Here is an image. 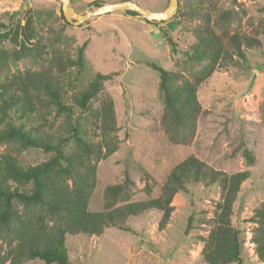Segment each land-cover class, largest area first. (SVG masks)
<instances>
[{
	"label": "trees",
	"instance_id": "obj_1",
	"mask_svg": "<svg viewBox=\"0 0 264 264\" xmlns=\"http://www.w3.org/2000/svg\"><path fill=\"white\" fill-rule=\"evenodd\" d=\"M204 4V0L189 3L196 9ZM92 5L101 7L104 3L95 0ZM125 13L141 16L133 10ZM200 15L205 24L196 28L197 39L185 51L187 60L202 63L199 69L187 77L148 62L160 77L164 100L161 126L176 144L193 140L197 121L206 113L199 100L200 86L218 69L240 67L247 59V50L263 45L260 35L264 34V18L245 31L241 16L232 9L218 13L213 24L203 9ZM41 20L40 12L23 25L21 19L16 26L0 19V264H24L36 259L45 264H70L67 235L100 236L109 227L131 231L130 218L153 209L162 213L159 228L163 230L172 219L175 195L189 193L196 184L220 191L215 216L204 218L211 224L208 234L201 236L204 261L240 263L243 241L232 215L241 186L251 176L249 169L227 173L190 155L171 169L157 196H152L155 181L149 179L143 187L147 197L134 199L136 182L126 172L121 181L105 187L101 207H91L99 162L119 149L113 99H103L98 107L93 100L104 82L118 73L97 72L84 88L68 95L67 87L77 79L70 69L84 68L86 43L78 48L75 58L58 48L49 51L39 31L40 22L37 24ZM164 35L176 52L174 40L168 32ZM13 37L18 39L19 48L8 50L3 42ZM31 40L32 49L41 54L37 67L13 71L10 63L20 58V51L28 48ZM57 118L61 120L55 128ZM28 149H41L50 156L37 164H24L17 154ZM244 156L249 165L254 163L249 149ZM193 220L191 216L188 229ZM250 220L254 251L264 264V201Z\"/></svg>",
	"mask_w": 264,
	"mask_h": 264
},
{
	"label": "rangeland",
	"instance_id": "obj_2",
	"mask_svg": "<svg viewBox=\"0 0 264 264\" xmlns=\"http://www.w3.org/2000/svg\"><path fill=\"white\" fill-rule=\"evenodd\" d=\"M94 1L71 0V5L85 14L98 8L92 5ZM100 1L105 5L123 0ZM132 1L157 12L169 4V0ZM191 2L179 0L177 12L165 22H149L142 16L116 10L74 23L62 16L61 0H0V19L14 26L21 19L23 25L40 12L42 20L37 24L40 22L39 31L47 49L58 48L74 58L86 43L84 68L70 69L77 79L67 87L68 95L84 88L97 72L118 73L104 82L93 100L98 107L103 99H113L119 149L99 162L92 208L101 207L105 187L121 181L126 172L136 182L134 199L147 197L143 187L149 179L155 181L152 196H157L171 169L190 155L227 173L249 169L251 176L241 186L232 215L233 225L241 230L242 261L231 264H262L251 241L250 218L264 201V34L260 35L263 45L247 50V59L240 67L218 69L200 86L199 100L206 113L199 117L195 136L188 144L173 143L161 126L164 100L159 90L160 77L148 62L190 77L191 71L202 66L185 55L197 39L196 28L205 24L201 9L211 16L212 24L218 13L232 9L242 18L241 28L250 31L264 18V0H204L200 9L190 6ZM164 32L176 43V52ZM17 41L15 37L6 39L3 45L8 50L18 49ZM32 45L33 41H28L29 47L20 51L15 63H10L13 71L37 67L41 54ZM60 120L56 119L55 128ZM245 149L255 157L251 165L244 156ZM17 155L24 164H37L50 156L41 149ZM219 200L218 188L196 184L189 193L175 195L172 219L163 230L159 228L162 213L153 209L130 218L131 231L109 227L100 236L67 235L70 264H207L201 255V236L208 234L211 224L204 218L215 216ZM191 216L194 220L188 229ZM24 264L45 262L36 259Z\"/></svg>",
	"mask_w": 264,
	"mask_h": 264
},
{
	"label": "water",
	"instance_id": "obj_3",
	"mask_svg": "<svg viewBox=\"0 0 264 264\" xmlns=\"http://www.w3.org/2000/svg\"><path fill=\"white\" fill-rule=\"evenodd\" d=\"M62 2V12L64 17L67 21L79 23L88 19L91 15H100L110 11H126V10H133L140 14L142 17L152 21H166L172 18L178 10L179 0H169V4L164 11L157 12L151 11L139 3L132 1V0H123L119 2L105 4L101 7H98L93 12H87L85 14H80L79 12L75 11L73 6L71 5V0H61Z\"/></svg>",
	"mask_w": 264,
	"mask_h": 264
}]
</instances>
